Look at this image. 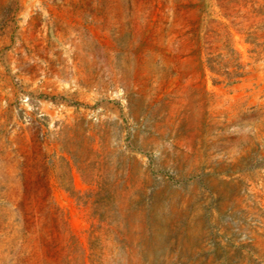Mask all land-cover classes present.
I'll list each match as a JSON object with an SVG mask.
<instances>
[{
	"label": "rangeland",
	"instance_id": "obj_1",
	"mask_svg": "<svg viewBox=\"0 0 264 264\" xmlns=\"http://www.w3.org/2000/svg\"><path fill=\"white\" fill-rule=\"evenodd\" d=\"M0 264H264V0H0Z\"/></svg>",
	"mask_w": 264,
	"mask_h": 264
}]
</instances>
